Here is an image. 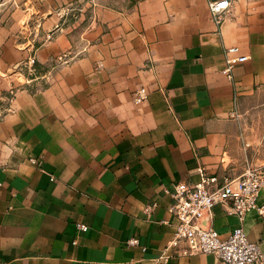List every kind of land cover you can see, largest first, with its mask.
<instances>
[{
    "label": "crops",
    "instance_id": "0c3cea01",
    "mask_svg": "<svg viewBox=\"0 0 264 264\" xmlns=\"http://www.w3.org/2000/svg\"><path fill=\"white\" fill-rule=\"evenodd\" d=\"M77 1L0 22L1 111L18 87L0 117V264H151L174 232L173 185L264 166V0H231L220 25L208 0H91L69 16ZM226 46L248 56L232 79ZM30 56L39 71L21 75ZM205 224L241 227L264 251L253 210L241 220L217 203Z\"/></svg>",
    "mask_w": 264,
    "mask_h": 264
},
{
    "label": "built area",
    "instance_id": "2783aa9c",
    "mask_svg": "<svg viewBox=\"0 0 264 264\" xmlns=\"http://www.w3.org/2000/svg\"><path fill=\"white\" fill-rule=\"evenodd\" d=\"M231 0H208V9L213 21L220 25L226 14L230 11ZM248 59L241 54L237 46L224 47V67L222 73L232 79L233 67ZM65 54L58 56L57 63H66ZM34 57H28L27 69L34 72ZM98 62L96 68H101ZM18 87L11 86L5 97L6 106L0 110L2 113L11 111L12 101ZM135 103H140L147 98L145 87L136 89L133 93ZM233 116H236V114ZM36 161L34 160L33 163ZM264 184V166L248 167L234 178L226 177L218 181L216 176L207 175L200 171L197 183L187 184L179 182L173 185L170 193L173 202L168 211L175 219L172 237L165 243L160 252L151 260V264H169L174 259L183 256L212 253L219 264H264V251L256 242L248 239L246 232L241 227L234 228L229 235L223 237L214 228L205 224V220L212 214V208L217 203L225 204L231 213L243 219L244 215L253 210L256 215L264 220V202L257 201L258 192ZM151 207H147L149 210ZM80 231H85L87 226L77 223ZM129 245H138L136 237L127 241ZM145 251V247H142Z\"/></svg>",
    "mask_w": 264,
    "mask_h": 264
},
{
    "label": "rangeland",
    "instance_id": "374dc122",
    "mask_svg": "<svg viewBox=\"0 0 264 264\" xmlns=\"http://www.w3.org/2000/svg\"><path fill=\"white\" fill-rule=\"evenodd\" d=\"M90 2L91 0H78L77 2L68 6L69 11L67 13L69 14V16L71 15L77 16L78 14H82L84 17L89 16L91 14L90 12L91 8L89 7L88 3ZM47 5H48V0H0V22L2 19H5L7 15L13 12L21 13L25 8H30L27 9L28 10L27 12L34 11V9L36 10L40 8L45 9ZM81 41L85 43L82 45L83 47H85L87 45V43L85 42V38L82 39ZM68 61H70V59H68L66 63H68ZM26 66H27L26 63H23L21 65V68L19 69V73L21 75H30L35 72V63H34L33 73H31V71H29Z\"/></svg>",
    "mask_w": 264,
    "mask_h": 264
},
{
    "label": "trees",
    "instance_id": "16d2710c",
    "mask_svg": "<svg viewBox=\"0 0 264 264\" xmlns=\"http://www.w3.org/2000/svg\"><path fill=\"white\" fill-rule=\"evenodd\" d=\"M35 69L37 70V72L39 71V70H38V66H37V65H35Z\"/></svg>",
    "mask_w": 264,
    "mask_h": 264
}]
</instances>
